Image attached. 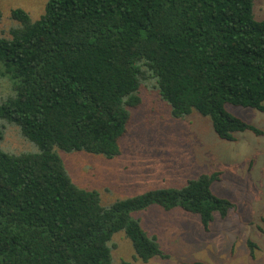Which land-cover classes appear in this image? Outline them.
Wrapping results in <instances>:
<instances>
[{
    "label": "trees",
    "instance_id": "obj_1",
    "mask_svg": "<svg viewBox=\"0 0 264 264\" xmlns=\"http://www.w3.org/2000/svg\"><path fill=\"white\" fill-rule=\"evenodd\" d=\"M253 2L48 0L35 21L11 11L19 25L0 37V264H112L119 232L146 263L165 256L135 212L179 208L205 231L214 213L227 217L234 204L212 194L216 174L104 207L58 153L117 156L146 78L173 118L195 112L228 142L246 131L264 137L226 111L264 114V18ZM7 125L33 149L3 150Z\"/></svg>",
    "mask_w": 264,
    "mask_h": 264
},
{
    "label": "rangeland",
    "instance_id": "obj_2",
    "mask_svg": "<svg viewBox=\"0 0 264 264\" xmlns=\"http://www.w3.org/2000/svg\"><path fill=\"white\" fill-rule=\"evenodd\" d=\"M47 1L0 0V37L9 38L10 29L19 25L11 19L12 10L21 9L35 21ZM253 15L264 18V0H254ZM140 97L117 156L58 153L71 181L80 189L96 191L106 207L216 174L212 194L231 201L234 208L223 219L214 213L207 231L197 216L179 208L166 211L152 205L135 212L133 217L156 238L165 257L146 263L134 260L130 241L119 232L109 243L112 264H264V137L246 131L228 142L216 136L208 118L195 112L173 118L151 78L142 82ZM226 111L264 130L263 113L230 105ZM1 147L11 153L33 149L12 125L6 126Z\"/></svg>",
    "mask_w": 264,
    "mask_h": 264
}]
</instances>
